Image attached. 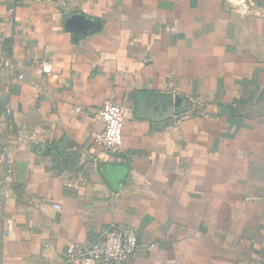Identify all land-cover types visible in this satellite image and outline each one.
<instances>
[{
  "label": "crops",
  "instance_id": "1",
  "mask_svg": "<svg viewBox=\"0 0 264 264\" xmlns=\"http://www.w3.org/2000/svg\"><path fill=\"white\" fill-rule=\"evenodd\" d=\"M137 92L190 101L153 121ZM0 147V264H74L113 223L140 239L124 264H264V0H0Z\"/></svg>",
  "mask_w": 264,
  "mask_h": 264
},
{
  "label": "built area",
  "instance_id": "2",
  "mask_svg": "<svg viewBox=\"0 0 264 264\" xmlns=\"http://www.w3.org/2000/svg\"><path fill=\"white\" fill-rule=\"evenodd\" d=\"M5 66L11 80L23 79V73H16L17 64L12 58L5 60ZM50 63L42 60L40 69L44 73L50 72ZM81 111L80 107L76 108ZM131 114V107L127 103L107 102L97 111V117L103 123V129L94 135V142L99 152L104 154H119L122 146V129ZM5 148L0 147V154ZM60 209L59 204L53 205ZM140 246L138 233L125 224L113 223L102 230L89 244L70 243L65 251V262L74 264H124ZM153 247L152 244H149Z\"/></svg>",
  "mask_w": 264,
  "mask_h": 264
},
{
  "label": "water",
  "instance_id": "3",
  "mask_svg": "<svg viewBox=\"0 0 264 264\" xmlns=\"http://www.w3.org/2000/svg\"><path fill=\"white\" fill-rule=\"evenodd\" d=\"M97 21L79 15L69 17L65 26L67 29L78 31L85 35L95 30ZM135 116L153 121H164L171 117L173 110H179L183 102H189V97L183 94L172 96L165 93L137 92L135 95ZM164 106V111L157 115V104Z\"/></svg>",
  "mask_w": 264,
  "mask_h": 264
}]
</instances>
